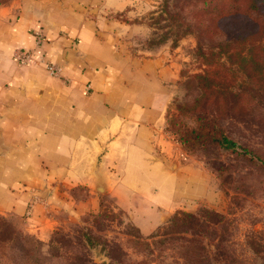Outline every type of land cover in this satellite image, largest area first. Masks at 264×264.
<instances>
[{
    "label": "crops",
    "instance_id": "obj_1",
    "mask_svg": "<svg viewBox=\"0 0 264 264\" xmlns=\"http://www.w3.org/2000/svg\"><path fill=\"white\" fill-rule=\"evenodd\" d=\"M99 5L129 2L0 0V216L40 241L103 195L145 235L180 200L215 198L202 169L177 162L167 132L178 58L120 52ZM16 50L32 62H16Z\"/></svg>",
    "mask_w": 264,
    "mask_h": 264
},
{
    "label": "rangeland",
    "instance_id": "obj_2",
    "mask_svg": "<svg viewBox=\"0 0 264 264\" xmlns=\"http://www.w3.org/2000/svg\"><path fill=\"white\" fill-rule=\"evenodd\" d=\"M128 2L123 12H110L103 6H97L95 19L112 22L114 43L126 55L148 57L158 51L168 50L178 58L179 80L169 110L170 126L167 132L172 137L177 162L202 169L208 178V190L211 193L213 191L215 196L210 201L180 200V209L170 214L150 234L176 212L197 213L203 208L208 209L224 216V224L216 229L217 237L222 240V249L213 245L216 239L210 241V244L205 239L211 253H220L217 254L220 262L213 261L212 264H264V170L235 153L217 150L213 146H193L188 150L181 146L175 134L181 132L184 125L193 126L190 119L192 112L177 115L174 108L176 105L189 107L197 96V89L190 79L202 68L195 55L196 38L192 34L178 37L185 31H197L191 19L195 15V6L188 0ZM211 42L202 40L201 44L207 48ZM174 116L177 118L174 119ZM221 126L239 146L258 154L264 153V110L244 119H224ZM219 167L225 170L218 171ZM98 204L94 213L64 224L54 230L47 241H40L33 235L30 237L33 236L32 239L40 243V251H47L51 244L54 247L50 248L53 253L55 249L67 258L72 257V264H186L177 251L169 248L161 252L154 248L153 256L146 257L144 249L137 244L136 235L139 233L142 238H146L150 234H142L131 222L129 214L117 207L112 196H100ZM2 223H8L14 229L20 226L16 218L8 216L6 219L0 216ZM84 238H89L95 247L91 250L85 248ZM249 242L256 245L260 255H253ZM3 246L0 245V264H31L23 259L6 262L2 259L5 252ZM37 261L36 264H39V257ZM62 263L54 261L52 264Z\"/></svg>",
    "mask_w": 264,
    "mask_h": 264
},
{
    "label": "trees",
    "instance_id": "obj_3",
    "mask_svg": "<svg viewBox=\"0 0 264 264\" xmlns=\"http://www.w3.org/2000/svg\"><path fill=\"white\" fill-rule=\"evenodd\" d=\"M188 1L195 6V15L191 19L197 31H185L178 37L195 36V55L202 68L190 76L197 89L191 105H176L174 108L177 115L192 112L193 126L184 125L181 132H176L178 141L188 150L193 146H213L217 150L230 151L264 170V153L258 154L239 146L221 126L224 119H244L264 110V0ZM202 40L213 42L205 48ZM168 115L169 111L167 130L170 126ZM224 170L218 168V171ZM223 224L224 216L208 209L203 208L197 213L176 212L146 238L138 233L137 244L144 249L146 257L153 256L154 248L159 252L169 248L177 251L186 264H212L219 261L217 254L220 253H211L205 239L209 244L216 239L213 245L222 249V240L217 237L216 229ZM9 226L8 223L0 224V245H9L2 247L5 250L2 259L6 262L23 259L36 264L39 257V264L54 261L72 264V257L67 258L55 249L53 253L51 244L42 252L38 247L40 243L21 226L17 229ZM84 242L88 250L95 247L89 238H84ZM248 245H252L253 255L261 254L253 242Z\"/></svg>",
    "mask_w": 264,
    "mask_h": 264
},
{
    "label": "built area",
    "instance_id": "obj_4",
    "mask_svg": "<svg viewBox=\"0 0 264 264\" xmlns=\"http://www.w3.org/2000/svg\"><path fill=\"white\" fill-rule=\"evenodd\" d=\"M14 60L19 64H28L32 62L31 54L24 50H16L14 53ZM47 70L51 74H57L58 70L53 66H48Z\"/></svg>",
    "mask_w": 264,
    "mask_h": 264
}]
</instances>
